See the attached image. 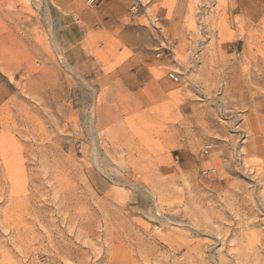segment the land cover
Instances as JSON below:
<instances>
[{"label": "rangeland", "instance_id": "obj_1", "mask_svg": "<svg viewBox=\"0 0 264 264\" xmlns=\"http://www.w3.org/2000/svg\"><path fill=\"white\" fill-rule=\"evenodd\" d=\"M0 264H264V0H0Z\"/></svg>", "mask_w": 264, "mask_h": 264}, {"label": "crops", "instance_id": "obj_2", "mask_svg": "<svg viewBox=\"0 0 264 264\" xmlns=\"http://www.w3.org/2000/svg\"><path fill=\"white\" fill-rule=\"evenodd\" d=\"M68 58L72 65H80V64H83V66L86 65V62L84 61L86 59V53L84 51V46L80 47L77 45V46L72 47L68 51Z\"/></svg>", "mask_w": 264, "mask_h": 264}, {"label": "built area", "instance_id": "obj_3", "mask_svg": "<svg viewBox=\"0 0 264 264\" xmlns=\"http://www.w3.org/2000/svg\"><path fill=\"white\" fill-rule=\"evenodd\" d=\"M169 76H170V78H171L173 81H175V82H178V81H179V78L177 77L176 74L171 73Z\"/></svg>", "mask_w": 264, "mask_h": 264}]
</instances>
